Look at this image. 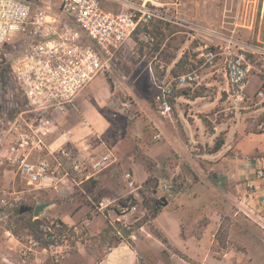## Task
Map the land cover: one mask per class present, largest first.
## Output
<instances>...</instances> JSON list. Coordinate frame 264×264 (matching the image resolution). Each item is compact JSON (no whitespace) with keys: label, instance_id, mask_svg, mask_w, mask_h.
<instances>
[{"label":"rangeland","instance_id":"374dc122","mask_svg":"<svg viewBox=\"0 0 264 264\" xmlns=\"http://www.w3.org/2000/svg\"><path fill=\"white\" fill-rule=\"evenodd\" d=\"M262 3L179 0L177 12H169L177 18L168 22L163 32L152 21L141 24L104 70L80 91L76 97L80 105L75 103L59 118L62 128L75 129L82 118L92 128L102 126L100 132L96 130L100 139L93 136L90 142L110 147L116 160L101 170L98 178L80 184L81 188L76 185L72 193L65 195L37 189L18 176L10 182L1 177L0 259L5 264H89L90 257L98 258L122 237L138 250L140 264H200L167 242L151 209L156 202L160 210L177 206L175 196L197 181L198 173L204 170L209 176H218L213 163L224 156L262 152L253 149L264 146ZM103 5L113 10L124 8L106 1ZM209 30L222 36L215 37ZM227 41L232 44L233 57L242 53L241 61L250 67L242 98L233 94L224 56L218 54L211 65L196 51L198 44L207 43L221 46L217 51L222 52ZM181 57L184 61L175 67ZM174 67L177 74L172 72ZM193 69L199 77L192 83L173 86V93L167 97L168 109H162L156 85ZM0 73L1 148L11 138L17 111L26 109L27 102L8 71ZM82 93L84 102L80 99ZM185 128L203 129L204 134L189 141ZM218 135L224 138L226 148L219 156H210L207 149ZM207 157L212 164H207ZM126 172L133 185L124 178ZM164 184L170 187L163 189ZM216 187L222 197L223 182L217 179ZM206 195L201 204L204 208L215 207L220 218L215 243L207 247L209 255L228 264H264V235L257 222L240 211L233 198L223 199L226 206L221 197L219 200L208 192ZM127 197L128 203L134 201L130 208L119 204ZM162 199L170 204L162 205ZM47 201L53 204L39 218L59 219L68 226L58 244L41 247L24 231L16 236L9 230L16 228L13 215L21 204L33 208ZM2 210L7 217L1 216ZM24 214L33 217L32 210ZM209 219L208 214H201L197 227L202 228ZM105 228H109L106 237Z\"/></svg>","mask_w":264,"mask_h":264},{"label":"built area","instance_id":"2783aa9c","mask_svg":"<svg viewBox=\"0 0 264 264\" xmlns=\"http://www.w3.org/2000/svg\"><path fill=\"white\" fill-rule=\"evenodd\" d=\"M105 1L124 8L107 9ZM178 4L179 0H0V72L8 71L27 102L26 109L17 111L10 140L0 148V178L10 171L37 189L65 195L114 163V153L104 144L102 152L81 154L70 140L74 129L62 128L59 118L75 107L80 91L104 70L140 24L155 19L173 22L177 17L169 12L176 13ZM218 48L203 43L196 51L211 65L218 54L224 56L233 94L242 98L250 67L241 61L242 53L233 57L230 41L222 52ZM198 77L193 69L163 79L156 85L160 107L168 109L173 86ZM1 87L0 73V92ZM80 127L91 132L85 118ZM55 136L66 141L52 146L50 139ZM254 160L264 190V153ZM124 176L133 185L130 173ZM169 187L163 185V189ZM1 216L7 217L5 210Z\"/></svg>","mask_w":264,"mask_h":264},{"label":"crops","instance_id":"0c3cea01","mask_svg":"<svg viewBox=\"0 0 264 264\" xmlns=\"http://www.w3.org/2000/svg\"><path fill=\"white\" fill-rule=\"evenodd\" d=\"M262 6L264 7V0ZM261 16H263V9L261 10ZM90 93H87V95ZM81 98L84 102L85 96L83 93L80 96V99ZM79 102V99L75 101V103L78 104ZM76 126L77 127L74 129V134L70 137V140L74 143L75 147L81 154L86 155L89 152L103 151L104 148L102 144H95L92 141L90 142V138L93 136L96 137V135L99 136V138H96L100 139V135L96 132V130L100 132L102 126H97L98 128H92L91 126V132L85 128H81L80 123ZM184 130H186L189 141L191 139L198 140L201 138L199 135L204 134L203 129L189 131L185 128ZM91 133L92 135L88 137ZM61 142L62 140L56 136L50 139V144L52 146H56ZM224 145L225 144H223L221 149L217 152L208 154L210 156H219L226 148ZM253 149L261 150L262 152L244 157L230 155L224 156L218 161V163H213L212 168L218 176H209L208 172L204 173V170L202 173H198L197 175L199 176V179L197 181H193L189 188H186L183 192H178L175 196L176 200H178L177 206L171 209H166L164 206V208L162 210L159 209L154 216L156 225L165 236L167 242L175 246L178 250H183V252L187 254L191 260L200 264H216V262H221L219 264H228L223 259H216L212 255H209L207 250V247H211L212 244L215 243V232L218 229L220 219L217 214L218 211L215 210V207L212 206V208H204L201 204V198H208V195H206L207 192L210 196L219 197V200L222 198V201L223 199L227 201L228 199L233 198L236 207L239 208V210L246 216H250L251 219L255 220L264 235L263 181L256 176L257 164L254 160L255 156L264 153V146L260 148L255 147ZM206 160L208 161L207 164H212L209 158ZM99 174L100 172L96 173L90 179L84 180L82 184L85 183L87 185L89 181L98 178ZM3 176L8 182L14 180V174L10 171L5 172ZM217 179L218 182H223V185L225 186V189L222 192V197L218 191H216ZM247 185H252V187L249 189L247 188ZM81 187L82 186L79 185V188ZM73 190H75V188ZM249 194L251 195V198L249 197ZM223 202L227 206V203H225V201ZM169 204L170 202L165 205L168 206ZM100 206H105V204L100 202ZM237 212L238 211L233 212V216H235ZM203 213L208 214L210 219L207 221L206 225L202 226V228H198V222L201 218V214ZM210 213L213 215L210 216ZM88 221L89 220L87 219V222ZM13 246H16L15 243ZM0 262L5 264L1 259ZM89 264H140V260L138 250L127 240L121 239L116 244L109 246L106 250H104L98 258L90 257Z\"/></svg>","mask_w":264,"mask_h":264},{"label":"trees","instance_id":"16d2710c","mask_svg":"<svg viewBox=\"0 0 264 264\" xmlns=\"http://www.w3.org/2000/svg\"><path fill=\"white\" fill-rule=\"evenodd\" d=\"M152 22H154V26H155V28H158L159 32H163L164 29L169 25L168 22L157 20V19L152 20ZM140 25L136 28L135 32L139 31ZM145 28H144V30H146ZM183 61H184V59H183V57H181L175 63L174 66L175 67L179 66ZM175 67L172 69V72L174 74H177V70ZM183 92H185V91H183ZM195 96H199V95L196 94ZM206 123H208V122H206ZM223 144H224V138L222 137V135H218L216 137L213 145L211 147H208L207 152L208 153L217 152L218 150L221 149ZM119 204H120V206L130 208L131 206L134 205V201H131L130 203H128V197H127L124 199H120ZM160 208H161V206L157 202L155 205H153V207L151 209L153 216L156 215V213L159 211ZM13 216L15 217L14 222L16 224V228L8 227L9 230H11V232L16 236L19 235L20 231H24L27 235L31 236L34 241L38 242V244L41 247H49L51 244H55V243L58 244L60 242L61 236H63L64 232H66V230L68 229V226L59 219H55L52 221L44 220L43 218H34L33 219V217L31 215H26L24 213L20 214L19 209L15 210ZM44 226H48L49 229L48 228L44 229ZM103 232L105 234L104 237H106L108 232H109V228L103 229ZM121 239H123V238L122 237L118 238L113 244H110L109 246L116 244ZM164 241H166V240L164 239Z\"/></svg>","mask_w":264,"mask_h":264},{"label":"water","instance_id":"95a60500","mask_svg":"<svg viewBox=\"0 0 264 264\" xmlns=\"http://www.w3.org/2000/svg\"><path fill=\"white\" fill-rule=\"evenodd\" d=\"M166 203H167L166 200L162 199L161 204L165 205ZM52 204H53V202H48V201L47 202H40V203L36 204L33 208L30 205L21 204L19 206V213L22 214V213H25L27 211L32 210L33 217L39 218L40 215L46 210V208H49Z\"/></svg>","mask_w":264,"mask_h":264}]
</instances>
